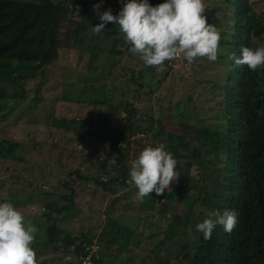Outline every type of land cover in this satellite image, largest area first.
<instances>
[{"label": "trees", "instance_id": "1", "mask_svg": "<svg viewBox=\"0 0 264 264\" xmlns=\"http://www.w3.org/2000/svg\"><path fill=\"white\" fill-rule=\"evenodd\" d=\"M126 2L0 0V101L5 102L2 106L8 105L6 101L9 100V104L12 103L10 112L20 101H25L28 97L22 93L32 77L35 78L33 85L40 91L41 83L49 81L45 77L50 67H61L57 60L64 48L75 51L79 60L84 56L89 58L88 68H76L78 78L79 74L85 75L83 78H71L68 83L64 82L78 87V91H72L64 100L71 104L106 106V114L100 122L96 120L99 118L90 116L57 115L51 109L52 112L46 114L51 117L46 132H59L57 139L56 135L50 141L45 138L37 142L0 139V167L4 162L12 167L9 175L1 176L0 202L6 196L24 216L22 209L25 206L36 204L40 207L39 213L30 216L38 229L32 245L37 257L62 251L82 258L89 255L92 264L128 262L127 257L118 254L132 245L129 243L131 239L143 241V238H150L155 233L154 229L147 228V236L135 229L127 233L115 218L104 215L102 232L92 237L82 232L66 231L60 223L77 216L78 206L84 203L83 198L87 195L99 199V208L93 211L99 216L104 213L105 207L136 210L139 204L141 212L154 209L158 198L155 192L146 197L143 203L135 199V192L127 198V190L131 186L126 151L131 142L137 141V136L150 134L153 142L148 145L164 144L166 150L177 159L176 171L179 176L184 174V184L177 183L171 192L164 193L165 197L181 199L186 204L183 227L195 224L190 215L192 209L196 211L198 222L217 210L235 209L239 213L238 224L230 234L217 225L208 240L191 226L194 233L186 235V242L180 244L179 249V253L185 252L187 257L179 260V264H264V68L252 72L247 66L236 67L227 59L232 53L239 56L241 46L264 45V0H234L231 8L233 22L227 39L224 38L227 33L221 34L220 47L223 49L219 51L217 59L225 68L222 74L224 79L220 83H212V87L219 88L223 93L218 107L220 122L206 125L202 119H196L193 123L190 116L198 109L186 105V109L181 111L178 126L182 127L184 134L189 133L195 142L190 147H184L183 133L159 129L155 124L157 119L144 114L130 95L132 92L137 98L156 96V91L148 86L150 81L160 74L157 84L163 86L174 69V61H165L162 69L145 66L138 56L129 52L130 46L125 43L119 26L113 23L105 24L100 34L92 31V27L101 22L94 5L113 3L114 9L110 6L106 9H111L112 14L116 15ZM148 2L156 6L164 0ZM102 56H112L113 63L118 57L126 56L141 62L142 67L137 72L131 68V73L125 72L120 78L118 73L116 76L113 74L111 65L107 72L101 74L98 84H91L89 88L88 75L94 73L95 63ZM230 64L233 65L231 71ZM24 66L32 68L24 69ZM66 67L65 70L68 67L75 69ZM65 75L68 78V73ZM110 77L121 79V86L111 87ZM12 85L19 90L5 93L6 88ZM38 95L36 90L30 100H36ZM203 114L198 111L193 117L198 118ZM69 134L75 136L76 142L89 138L94 143H107L108 150L114 155V163L109 167L106 158L100 159V156L81 149H68L61 143L69 140ZM55 149H58L57 154H54ZM77 155L80 159H92L96 165L93 163L89 169V166H84L85 160L77 165L68 162ZM180 160L183 162L180 163ZM99 162L101 168L97 167ZM29 163L41 166L45 172L48 168L64 169L65 177L58 181L61 188L51 190L38 178H35L37 183L25 179ZM192 169L195 170L194 174ZM75 178L79 181H75ZM86 209L90 211L92 205ZM172 218L175 224H179L178 215ZM118 232H125L127 236L125 243L119 247L114 243ZM101 246L105 248L104 254ZM47 260L46 257L38 264H45ZM146 263L144 260L140 262Z\"/></svg>", "mask_w": 264, "mask_h": 264}, {"label": "rangeland", "instance_id": "2", "mask_svg": "<svg viewBox=\"0 0 264 264\" xmlns=\"http://www.w3.org/2000/svg\"><path fill=\"white\" fill-rule=\"evenodd\" d=\"M207 8L205 10V16L207 22L210 24H215L220 33H227L224 36L227 39L229 34V27L233 22V13L232 9L234 0H204ZM107 6L114 9L115 4L107 3V5L99 4L98 11L100 13L106 11ZM108 8V9H109ZM221 38L223 36L221 35ZM221 46V45H220ZM223 49L220 47V50ZM219 54V53H218ZM88 57L78 59V55L75 51L67 50L64 48L61 51L60 57L57 60V64H60L61 67L57 66L50 67L49 72H47L46 79L48 82L41 83L40 91L33 85L34 77L28 80L26 84V90L23 91V95H26L28 98L25 101H20L17 106L9 112L12 103L9 104V100L6 102L8 105L2 106L5 102L0 101V139H23L28 142L39 141L40 139L59 137V132L53 131V133L47 134L46 130L48 124L51 122V117L47 116V113H51V109L54 110V114L61 115L65 114L67 116L79 115L85 118L94 117L99 122L104 114H106V106L104 105H78L71 104L64 100L72 91H78L77 85L65 84L64 82H69L73 79L83 78L85 75L79 74L76 68L85 70L88 68ZM140 60V58H138ZM141 61V60H140ZM138 62V63H137ZM142 62V61H141ZM139 61L132 60L126 56H121L112 62V56L106 57L102 56L99 59L98 63H95V71L93 74L88 75L87 87H91V84L97 85L98 80L101 77L102 73L108 71V68L112 65L113 74L121 78L122 74L127 72L131 73L130 69L134 68V71L137 72L142 67V64ZM137 63V64H136ZM92 64V63H91ZM171 74L164 81L163 86L157 84L159 79L158 74L155 78L150 81L148 86H151L156 91V96L145 95L139 98L134 96L131 92L134 102L140 107L141 111L146 115H153L156 118L155 124L158 125L159 129L175 131L178 133H183L182 127L178 126V120L181 119V111L186 109V105L189 107H197L196 110L191 116L190 119L195 122L196 119H202L204 124H218V107L220 102V97L222 96V91L219 88L212 87V83L218 81L222 82L224 77V67L222 64L216 60L215 62H210L207 58H197L194 63L189 64L182 56L181 60L175 64ZM66 66L68 67L65 70ZM24 69H31L32 66H24ZM67 71V72H66ZM160 72V70H157ZM68 73V78L65 75ZM67 79H66V78ZM21 81V80H20ZM109 81H112L111 87L121 86V79H115L110 77ZM19 90L16 85L9 86L6 88V92H12ZM36 90L39 95L38 98L34 101H31L30 98H33ZM89 93H92L89 91ZM179 102V105L177 103ZM189 102V103H188ZM202 109H199V108ZM204 113L201 117H193L196 112ZM58 112V113H56ZM170 118V120H169ZM60 131V130H56ZM184 147H190L194 145L195 142L191 140L189 133L184 134ZM135 138V137H133ZM137 141H133L129 144L128 150L126 151V162L130 169L131 163L135 160L139 153L148 146L152 144L153 137L150 134H143L136 137ZM58 141V140H57ZM60 146V142H58ZM68 149L73 150H83L87 153H92L93 155L100 156V159H107V166H111L114 163V155H111L110 150H108V144L105 142L94 143L90 139L82 140L80 142L75 141V136L69 134V140H65L64 143ZM58 149L54 150V154H57ZM80 156H75L73 159H69V163L77 165L79 161L85 160L84 166H92L94 163L92 159H80ZM104 161V160H101ZM100 161V162H101ZM1 162V161H0ZM100 162L97 164L98 168H101ZM105 162V161H104ZM183 161L180 160V163ZM95 164V163H94ZM96 165V164H95ZM12 167L9 163L4 162L0 167V179L3 175L6 176L10 174ZM27 173L24 175L25 179L33 181L35 183V178H38L43 185L51 190L55 188L60 189L59 186L60 180L65 177L66 171L62 168H48L46 172L41 166L37 164L29 163L26 166ZM88 171V170H86ZM192 173H195V170L192 169ZM184 174L182 175V177ZM181 176L178 177L177 181L173 182L170 187L171 189L177 183L184 184V180ZM75 181H79L75 178ZM196 181V180H194ZM45 182V183H44ZM3 182L0 180V185ZM197 185V182H195ZM44 186V187H45ZM128 188V197H131L137 194L138 189L133 183L129 180ZM171 192V190H169ZM165 191V193H169ZM155 208L149 211L141 212L138 209H111L109 207L104 208V213L100 216L97 213H93L96 209L99 208L97 200L90 198L88 195L84 196V203L81 206H78L79 211L77 216L71 220L64 223H60V226L71 233L82 232L87 236L95 237L99 232L103 230V223L106 218L104 215H109L111 218H115L119 224L124 228L125 232L130 233L132 229L142 231L144 235L147 236L148 229H154L155 233L151 234L150 238H143V241H136L131 239L129 241L131 246H128V249H123V252L118 254L119 256L127 257L128 262L125 260L123 264H140L141 261H146L148 264H158L159 262H166L168 264H179V260H185L187 254L185 252L179 253L180 244L186 242V235L190 236L194 233L192 232L191 226L196 230L195 225L198 222V217L196 211L192 209L190 215L192 217V225L183 227L182 223L186 221V204H183L179 199H169L164 195L158 196L156 198ZM92 205V209L88 211L86 207ZM40 207L36 204L25 206L22 211L25 213L26 220H31L30 216L33 213H39ZM179 216V224L173 220V215ZM201 217V215H199ZM148 228V229H147ZM184 228V232L182 229ZM134 231V232H135ZM125 232H118L114 243L119 247L127 240ZM95 239V238H94ZM98 243V242H97ZM137 243V245H134ZM100 244V243H98ZM117 248V247H116ZM101 252L105 253V248L101 246ZM119 250L117 251V253ZM70 252H51L46 253L37 257L38 262L47 257V262L45 264H64L63 259L66 258L67 254ZM120 261V260H119ZM117 263V261H114ZM147 264V263H146Z\"/></svg>", "mask_w": 264, "mask_h": 264}, {"label": "clouds", "instance_id": "3", "mask_svg": "<svg viewBox=\"0 0 264 264\" xmlns=\"http://www.w3.org/2000/svg\"><path fill=\"white\" fill-rule=\"evenodd\" d=\"M93 8L101 21L92 27L93 33L100 34L107 23L119 26L125 43L130 46L129 52L138 56L145 66L162 69L165 61L181 56L189 64L197 58H207L210 62L218 59L221 33L215 24L207 22L204 0H164L156 6L148 0H127L116 15L111 9L100 13L99 5ZM227 59L236 67L247 66L256 72L264 68V45L241 46L239 56L232 53ZM232 67L230 64V71ZM176 167L177 159L164 144L144 147L129 170L130 182L138 189L135 199L143 203L153 192L161 196L172 190L170 185L180 175ZM238 215L235 209L217 210L195 228L205 240L211 238L217 225L230 234L238 224ZM37 232L35 224L26 220L5 196L0 202V264H38L32 247ZM67 256L63 263L79 264L77 256L72 253Z\"/></svg>", "mask_w": 264, "mask_h": 264}, {"label": "built area", "instance_id": "4", "mask_svg": "<svg viewBox=\"0 0 264 264\" xmlns=\"http://www.w3.org/2000/svg\"><path fill=\"white\" fill-rule=\"evenodd\" d=\"M179 60H181V57H178V58L174 59L173 60L174 62H173V65L172 66L173 67L176 66L175 64L177 62H179ZM93 248H97V247L96 246H93ZM67 258H70V256H67ZM78 260H79V264H92L89 255L86 256V257H84V258L78 257Z\"/></svg>", "mask_w": 264, "mask_h": 264}]
</instances>
